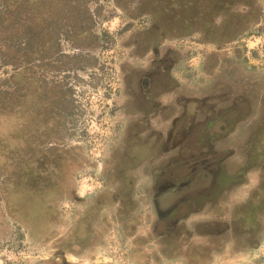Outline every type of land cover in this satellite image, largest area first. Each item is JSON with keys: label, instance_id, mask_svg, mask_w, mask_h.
Segmentation results:
<instances>
[{"label": "rangeland", "instance_id": "374dc122", "mask_svg": "<svg viewBox=\"0 0 264 264\" xmlns=\"http://www.w3.org/2000/svg\"><path fill=\"white\" fill-rule=\"evenodd\" d=\"M207 4L0 0V264H140L114 216L117 179L148 218L147 264H264V0ZM175 95L190 101L179 135L163 114ZM145 97L159 100L151 121L132 105ZM153 141L165 178L200 199L160 238L156 151L138 154ZM83 224L91 235L69 241Z\"/></svg>", "mask_w": 264, "mask_h": 264}, {"label": "flooded vegetation", "instance_id": "af4514ba", "mask_svg": "<svg viewBox=\"0 0 264 264\" xmlns=\"http://www.w3.org/2000/svg\"><path fill=\"white\" fill-rule=\"evenodd\" d=\"M173 94V93H172ZM157 98H150V97H145L140 99V103L134 102L132 105L134 106L135 109H140L139 106L142 108L140 109V115L142 118H144L147 121H151L154 116L160 115L158 112H160V109L155 110V106L159 105V100H155ZM159 99V98H158ZM195 100V99H193ZM158 101V102H157ZM171 101L174 102H169L168 104H165V107L163 106V114L165 116V113L167 115V119H170L171 123L168 128L172 129L169 134H181L183 133V129L181 128V120L184 118L182 115V104L183 101L188 103L190 101H185L181 95H175V97L171 98ZM192 102V101H191ZM152 106L154 110L152 109ZM147 108H150L152 111L151 114H149ZM173 113V115H171ZM153 116V117H152ZM165 118V117H164ZM166 120V119H165ZM171 127V128H170ZM166 130V132L168 131ZM155 131V130H154ZM153 135L152 137H159V134L161 132L158 130L157 134L156 132H151ZM150 140V139H149ZM148 142V140H147ZM157 143V142H156ZM155 141L149 142L148 144L145 142L140 150H138L139 155H144L146 151H150L148 153H152L156 151V156L158 149L156 147ZM158 147H160L159 144H157ZM163 146V145H162ZM138 149V148H136ZM131 151H135V148L131 149ZM164 154H169L171 152H177V148H166L164 150ZM151 156L149 158V161L153 163V168L152 171L154 173L156 172V177L153 175V180L151 184V197H150V206L154 212V219L152 220L153 227H152V236L160 238L163 235H167L174 233L175 231L173 230L175 226L182 222L185 217L181 212L183 208H187L188 206H191L192 204H196L197 200H200L199 197L195 199H191L190 197H185L180 194L181 190H183V184L188 185L189 181L187 182H179L176 180H169L168 178H165V171L163 169V159L159 158L160 155L157 156V162H153L154 158ZM176 156H180V154H174L171 158L174 159ZM161 159V160H160ZM170 160V161H171ZM165 164V163H164ZM139 166L131 169H136L139 168ZM220 171V169L218 170ZM117 182H119V185L116 187V189H113V192L115 195H111L112 199L114 200V203L118 204L120 209H118L115 212V218L117 221L120 222V224L123 226V230H121L122 233L126 234L127 237L129 236L130 241H132V246H130V249L132 251V254H138L140 255L139 262L140 264H147L150 260L149 254L153 253V251H150L149 248L146 249V246L149 244L148 241H138L136 239L139 238L138 234L140 231H137V222L141 223H147L148 218L143 217V216H137V214L133 211L138 206V200L133 199V193L131 183L125 182L121 179H117ZM215 183V182H214ZM128 192L126 195L125 192ZM149 196V195H148ZM211 194H206L205 198L206 200L209 201V197H211ZM202 196V200H203ZM204 198V199H205ZM195 204L193 206H195ZM86 219H84V223H87L90 221L89 217L84 216ZM102 222H111V219L108 218H103L101 219ZM89 225L88 224H83L81 227L78 228V230H75V234L69 236V241L76 240V242H85L86 235H81V233H86L88 232L89 235H91V232L89 230ZM94 236V234H92ZM71 237V238H70ZM69 241L67 243H69ZM161 249V246H159V250ZM157 254H159V251H156Z\"/></svg>", "mask_w": 264, "mask_h": 264}, {"label": "trees", "instance_id": "16d2710c", "mask_svg": "<svg viewBox=\"0 0 264 264\" xmlns=\"http://www.w3.org/2000/svg\"><path fill=\"white\" fill-rule=\"evenodd\" d=\"M63 1H65V0H63ZM170 1L172 2V0H170ZM187 1L193 2L195 0H187ZM204 1H206L208 3L207 4L208 8H209L208 14L210 16L212 14H214V10L216 11V10L222 9V8L225 9L232 2V0L231 1L230 0H204ZM59 3H61V2H59ZM34 5L36 6V4H32V8H29V10H28V14L30 15V18L33 17V14H34V11H35V6ZM174 8H175V6L171 5L168 9L172 11ZM183 17L184 16H181V19ZM4 95L10 96L7 92L0 91V96H4ZM12 98H14V97H12ZM8 104L9 103H7L6 106H2V110L1 111H3V113H8V110L9 111H13L12 108H9Z\"/></svg>", "mask_w": 264, "mask_h": 264}]
</instances>
